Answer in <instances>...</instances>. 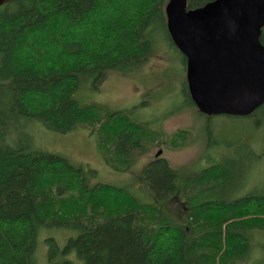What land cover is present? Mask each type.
<instances>
[{
    "label": "trees",
    "instance_id": "trees-1",
    "mask_svg": "<svg viewBox=\"0 0 264 264\" xmlns=\"http://www.w3.org/2000/svg\"><path fill=\"white\" fill-rule=\"evenodd\" d=\"M171 1L10 0L0 7V264H35L44 226L76 231L68 246L83 264H243L256 231L264 237V193L230 190L244 172L233 160L182 178L157 157L143 172L152 199L145 203L126 188L90 184L80 166L36 148L28 132L35 122L61 134L97 128L118 169L146 143L156 144L155 133L128 112L82 104L75 93L84 81L98 86L111 72L136 71L160 30L175 46ZM213 1L186 0L187 9ZM189 99L197 108L190 92ZM259 115L264 122V105L248 117ZM188 133L176 132L172 143L185 146ZM246 147L249 158L262 159ZM181 203L184 222L172 210ZM47 242L53 255L56 244Z\"/></svg>",
    "mask_w": 264,
    "mask_h": 264
},
{
    "label": "rangeland",
    "instance_id": "rangeland-1",
    "mask_svg": "<svg viewBox=\"0 0 264 264\" xmlns=\"http://www.w3.org/2000/svg\"><path fill=\"white\" fill-rule=\"evenodd\" d=\"M75 98L82 104L104 106L110 112L126 111L156 135V144L146 143L143 149L133 152L127 164H118V169L102 149L97 128L80 126L61 134L46 129L40 122L28 127L36 148L61 155L80 166L90 184L126 188L140 201L151 203L143 172L162 151L160 157L179 170L182 178L197 175L212 164L233 160L235 168L241 166L244 172L240 179H234L230 190L244 186L243 193L247 190L264 193V122L260 121V115L251 118L201 115L190 103L185 58L164 30H160L157 45L140 68L129 74L111 72L98 86L92 80L84 81ZM180 130L189 132L188 143L176 147L171 139ZM246 145L253 153H261L262 159L249 158ZM172 210L180 222L185 221L184 204ZM77 235L76 231L66 228H40L35 264L64 261L83 264L75 248L68 246ZM254 235L253 252L243 264L264 261V237L260 239L258 231ZM48 239L57 247L53 255H50L52 246Z\"/></svg>",
    "mask_w": 264,
    "mask_h": 264
},
{
    "label": "water",
    "instance_id": "water-1",
    "mask_svg": "<svg viewBox=\"0 0 264 264\" xmlns=\"http://www.w3.org/2000/svg\"><path fill=\"white\" fill-rule=\"evenodd\" d=\"M166 14L202 114L248 117L264 105V0H214L195 10L172 0Z\"/></svg>",
    "mask_w": 264,
    "mask_h": 264
}]
</instances>
